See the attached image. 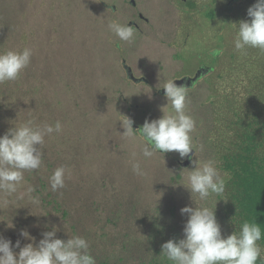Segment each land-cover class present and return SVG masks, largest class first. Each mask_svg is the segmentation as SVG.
I'll return each instance as SVG.
<instances>
[{"label":"trees","instance_id":"obj_1","mask_svg":"<svg viewBox=\"0 0 264 264\" xmlns=\"http://www.w3.org/2000/svg\"><path fill=\"white\" fill-rule=\"evenodd\" d=\"M56 5L57 15L61 19L58 20L57 15L56 18H51L58 24L59 29L64 28L66 18L64 19L59 3ZM12 6L16 5L12 3L10 6L9 0H0V52L20 51L29 48L34 41L44 46V50L52 52L51 48L56 47L57 38L55 23L48 17L38 28L32 29L34 23L28 22H33L34 16L21 20L17 15L18 8ZM241 20L240 17H231L228 13L220 18L219 60L227 70L224 76L217 75V78L221 79L217 86L222 85L228 76L232 87L220 90L221 92L216 91L217 86L213 89L214 95L208 99L213 109L202 113L198 137L194 139V144L197 146V160L214 159L221 174H228L225 193L222 196H214L209 205L214 207L217 202L215 212L223 224L231 228L230 235L234 231L238 232L240 224L244 221L259 223L262 227V238L258 243L264 257V52L254 48H248L243 53L235 50L232 42L235 39L236 27L232 24H238ZM19 24L23 28L17 27ZM14 33L19 38L16 44L12 40ZM44 35H49L48 40L44 42V39H38ZM53 59L54 56L48 58L49 61ZM33 62H30L17 80L0 84V136L28 119H34L35 123L41 126H54L59 121L62 131L45 137L41 149L42 166L38 170L25 171L24 183L17 193L12 196L0 193V235L10 239L13 245L20 240L23 246L31 241L20 236L21 230H27L38 243L43 238L42 233L50 231L55 225L60 229L57 238L66 240L78 235L87 240V221L91 213L96 217V221L91 223L93 227L114 225L122 218L123 210L118 209L120 201L115 208L110 207L115 199L111 194H119L122 189L130 190V195L134 198L135 209L132 210L130 218L133 219L131 221L136 229L140 227L147 235L158 233L163 237L169 230L175 232V220H187V216L181 215L180 210L186 206L195 207L196 202L195 197L194 202L192 201L190 191L181 185V168L177 167L171 174L169 171L164 172L163 167L145 164L143 166L150 167L152 171L159 170L150 176L146 175L145 184L141 187L130 184L129 188H126L125 183L110 178V175L98 177L95 170H102L96 164L98 160L111 171L112 176L115 175L116 165L113 162L121 150L115 151L118 155H114L112 160L106 159V155L112 151L104 153V150L109 147L115 136L103 119L88 126L89 135L92 136L90 139H87L86 135L87 123L83 129L78 123L83 124L82 117H87V114L92 117L99 115L102 108L106 107L104 105L112 101L111 98L108 97L107 102L102 105L99 93L93 90L90 110L87 111L84 107L87 103V93H77L83 90L82 87L87 88V78L83 77L80 85L73 84V77L69 82H65L63 77L57 78L55 74L46 72L45 68H34ZM54 69L56 70L55 65ZM27 72L30 73L28 80L24 79ZM239 77L246 79V86L242 87ZM238 88H243L244 91L241 93L237 91ZM115 95L112 105L118 110L123 100L118 94ZM123 116L119 114L117 117L123 121ZM77 120L79 122L75 124ZM73 137L79 138L76 143ZM87 140L94 144L85 149ZM201 145L203 151L198 150ZM90 148L96 154H101L92 158ZM113 148H118V145L114 143ZM65 150L69 154H65ZM60 166H66L70 174L66 176L65 187L53 192L48 180ZM28 186L35 188L32 195L39 197V205H33L27 196L23 195ZM186 193L190 197H187ZM140 202H146L147 206ZM105 209L109 211L107 218L110 215L106 222L101 216ZM121 222L122 219L118 223ZM11 223L14 227L9 228ZM98 224L100 225L97 226ZM87 241L89 251L96 250L93 240ZM160 254L158 251L157 254L150 255L143 264H170L165 262ZM256 264H264V260L259 258Z\"/></svg>","mask_w":264,"mask_h":264},{"label":"rangeland","instance_id":"obj_2","mask_svg":"<svg viewBox=\"0 0 264 264\" xmlns=\"http://www.w3.org/2000/svg\"><path fill=\"white\" fill-rule=\"evenodd\" d=\"M102 1L111 4H116L118 2V0ZM203 1L204 3L207 2V0ZM217 1L222 6V4L228 0ZM256 2L257 0H237L229 2L232 3L231 17L238 16L242 20L249 19L247 17V10ZM9 3L10 6L12 3L13 5H16L12 6V8H18L17 15L18 18H21V20H28V16H34L33 22H28V24L34 23L31 27L32 29L38 28L41 25V22L46 20L48 17L52 23H55L54 28L57 31L55 36H57V38L55 44L56 47L51 48L52 52L50 50H44V46L40 45L38 41H34L32 45H29V48L33 51L31 61H34V68H45L44 70L46 72L55 74L57 78L58 76L60 78L63 77L65 82H69L71 77H73V84L76 85H80V81H82L81 79L87 78V88L82 87L83 90L77 92L87 93V103L84 104L87 111L90 110L89 105L93 99L91 97L93 90H96L99 93L102 105L107 102L108 97H110L113 101L114 96H116L115 94H118L123 100L120 105V109L118 110L113 107L111 101L110 103L108 102L104 105L106 107H103L102 112H100L99 115H96V117H92L90 114H87V117H82L83 124L79 122V120L75 123L77 124L79 122L78 124L81 129H83L86 125L85 123H87L86 135L87 139H90L92 136L91 134L89 135L90 128H88V126H91L92 123L103 119L102 121L107 124L110 132L115 136V139L109 143V147L104 145L107 147L105 148L104 153L112 151L106 155V159L112 160L114 155H118L115 151H118L119 149L121 150L120 155L115 157L113 162L116 165L115 175L112 176L111 171L99 160L96 164L101 167L102 170H95L96 175L98 177L110 175V178L119 181L121 180L125 183L126 188H129L128 186L130 184L138 185V187L144 186L145 176H150L154 171L159 170L157 169L152 171L150 167L143 166L145 164L163 167L165 170L164 172L169 171L173 174L174 171L177 170V167H179L176 160H183L184 158L182 159L176 152H170L168 155L165 153L164 157L162 154L157 153L152 158H144L141 154V146L144 141L139 136L133 140L122 137L121 135L124 131L121 126L122 120L117 117L119 114L124 115L131 118L135 125L142 127L146 119L151 121L158 119L163 115L161 108L165 106L168 101L165 96H161L159 94L155 95L149 87L153 86L155 89H161L160 87L169 79L166 77L160 78V75H156L160 72V66H157L158 62L156 63L155 61L156 54L163 49L159 46L153 45L147 41L148 39L145 41L142 39L138 42L139 44L137 43L138 45H132L133 47L129 48L127 47V44L130 43L123 45L126 47L125 50H122V54L126 59V61H124L131 66L134 72L138 70L139 62L141 60H145L151 65H149L146 69V73L148 75L144 74L149 80V84L147 83L148 86L142 82L135 84L128 81L124 73L125 70L121 67L119 60L120 54H117L118 51L115 46L119 39L108 28V24L111 22L109 18L110 13L101 7L100 0H9ZM57 3H59L63 10L64 19L66 18V26L60 29L54 19L51 18V16L56 18L58 10V5H56ZM119 14L116 15L118 22L125 24V22L121 21L119 18ZM69 15H71L72 18H70ZM57 19L59 20L61 18L57 15ZM218 25V22L216 23L210 20L207 21L204 18L202 31L193 33V35H196L201 44L198 51H202V53H204L203 58L207 62L210 61V58L206 57V51H208L212 46L219 44V39L216 36L217 30L219 31ZM17 27L23 28L21 24ZM227 34L228 33H226V35ZM179 35L180 36H177L174 39L172 38L173 36L170 35L165 39V41H177L181 44L184 34L180 33ZM227 36L230 37V35ZM48 38L49 35L38 37L41 41L44 39V42L48 40ZM12 40L16 44L17 41H19L18 35L14 33ZM232 43H234V41ZM36 46L40 49L36 48ZM196 46L197 43L192 42L190 49L195 50L197 49ZM168 52L170 51L166 50L164 54H168ZM49 56H54V59L49 61ZM53 63L56 70L54 69ZM220 65L221 69H219ZM172 66L166 67L164 71L160 73L163 74L161 76H166L168 71H179L177 68ZM212 66L213 71L210 72V75L201 81H198L193 88L187 89L188 103L186 111L187 114L192 116L196 121V130L192 134L193 143L194 139L198 137L197 135L200 128V122L202 120V113L205 114V110L213 109V106L208 103V99L214 95L213 89L218 87V82L221 83V79L217 78V75L222 74V76H224L227 70L225 66L220 63V60H217L212 64ZM154 70L156 73L153 72ZM79 72L81 75H79ZM29 74L30 73L27 72L24 79H30ZM135 75L138 77L140 72L137 71ZM239 79L242 83V87H244V85L246 86V79L244 77H239ZM230 82L231 79L227 76L223 84L220 85L216 91L221 92L220 90L225 88L230 89L232 87ZM236 84L239 86L238 83ZM235 85L233 90H235ZM237 91L242 93L244 89L238 88ZM78 139L79 138L77 137H73L74 143H76ZM114 143L118 145V148H113ZM93 144L94 143L90 142V140H87V145H84V148L86 149ZM89 152L91 153L92 158H96L101 154V152L96 154V152L91 150V148ZM133 152L137 154L136 160L140 162L141 168L145 173L142 176L135 174L132 170ZM64 153L69 154L66 150ZM197 158L198 154L196 153L195 156H193V159L197 160ZM191 167L192 164L187 168L191 169ZM183 169L185 168H181V170ZM164 176V178L167 179V175L164 174ZM114 183L116 184V181ZM121 188L124 187H120V189ZM111 195L115 199L114 202L111 203L110 207L115 208L120 201L118 209L123 210L121 215L122 218H120V220L122 219L121 224L118 223L120 221L119 220L114 225L108 224L103 228L93 227L91 223L96 221V217L92 213L89 221H87V240L92 239L93 243L96 245V250L90 252V254L94 257L96 264H100L104 261L109 262V264H143V261L147 262L150 255H155L158 251L161 252V245L163 243L170 239L178 240L183 238V226L186 222H178L177 220L174 222V228L176 230L175 232L178 234H175L173 230H169V232L163 237L162 234L158 233H151L147 235L140 227L136 229L135 224L132 222L133 219L130 218V214L133 212L132 210L135 209L134 198L130 195V190L122 189L119 191V194L117 193ZM186 195L187 197H190L187 193ZM140 203L143 206H147L146 202ZM137 210L139 211L138 205ZM108 213L109 211L106 209L104 212H101V216L105 222L108 218H110V215L107 218ZM216 219L221 225L222 235H230L231 228L224 225L218 218L217 214ZM99 225L100 224L97 226ZM158 230L162 232L161 229ZM14 250L16 251V249ZM261 258L264 260L262 255ZM162 259L165 260V262L172 264V262L167 260L166 257L162 256Z\"/></svg>","mask_w":264,"mask_h":264},{"label":"clouds","instance_id":"obj_3","mask_svg":"<svg viewBox=\"0 0 264 264\" xmlns=\"http://www.w3.org/2000/svg\"><path fill=\"white\" fill-rule=\"evenodd\" d=\"M249 19L233 23L236 27L234 48L245 52L248 48L264 52V0L248 8ZM108 28L121 41L131 43L135 30L129 24L111 21ZM31 48L0 52V84L15 81L31 62ZM174 79H168L160 88L164 90L168 103L161 108L163 115L154 120H145L138 130L133 129V120L123 116L122 137L133 140L139 136L144 143L141 154L152 158L157 153L176 152L191 161V169L181 171L182 184L195 197V207L182 208L181 215L187 220L183 226L182 239H170L161 245V256L172 264H256L261 258L262 249L258 241L262 238V227L257 222L244 221L239 231L231 235H222L221 225L215 214V206L209 201L214 196H222L226 191L227 173L221 174L214 159L195 160L196 145L192 134L196 130V121L187 114L188 90L184 84L178 85ZM62 124L35 123L28 119L18 126H13L0 136V193L12 196L24 183L25 171L38 170L43 163L42 146L45 137L60 133ZM203 151V146H199ZM132 153V170L137 175H144L141 164ZM70 174L66 166L57 167L49 177L53 192L65 187L66 176ZM35 188L28 186L25 193L33 205H39V197L33 196ZM162 196V195H161ZM161 198V197H160ZM6 203L8 201H5ZM14 227L11 223L9 228ZM60 231L55 225L50 231L42 233L37 243L27 230H21L20 236L31 241L21 246L17 240L13 245L10 239L0 235V264H95L90 254L88 241L78 235L63 240L57 238ZM14 249H19L15 251Z\"/></svg>","mask_w":264,"mask_h":264},{"label":"flooded vegetation","instance_id":"obj_4","mask_svg":"<svg viewBox=\"0 0 264 264\" xmlns=\"http://www.w3.org/2000/svg\"><path fill=\"white\" fill-rule=\"evenodd\" d=\"M229 2L230 1L228 0L221 6L217 0H207L206 3H204L203 0H118L116 4L100 0L101 7L110 13V21L118 22L116 15L120 13L119 18L121 21L133 26L135 30L134 38L130 44H127L128 42L121 41L115 35L119 39L115 46L118 51L117 54H120L119 60L121 67L123 68L122 61H126L124 55L122 54V50H125L126 48L123 45L127 44V47L129 48L133 47L132 45H138V42L142 39L143 41L148 39L147 41L163 49L161 51L159 50L160 52L156 54L155 61L156 63L158 62L157 66H160V72L156 75H160V78L166 77L174 80L181 79L186 76H194L201 66H212L213 63L219 60V48L218 45H215L206 51L205 55L210 58V61H205L203 58L204 53H202V51H198L201 44L196 35H193V33L202 31L204 18L207 21L210 20L216 23L218 22L219 24L221 17L227 13L232 14V3ZM218 32L219 31L217 30V37ZM180 33L184 34L181 44L177 41H165V39L170 35H172V38L174 39L175 37L180 36ZM192 42L197 43V49H190ZM166 50H169L170 52H168V54H164ZM126 64L129 65L128 63ZM149 65L150 64H148L145 60H141L139 62L137 71L140 72V75L138 78H144L149 82L147 77L144 75H148L146 73V69ZM168 66L177 68L179 71H168L166 76H161L163 74L160 73H162ZM137 71H133L134 76H136L135 73ZM153 72H155V70ZM208 75H210V73L203 76L199 81ZM143 84L148 86L149 83ZM149 87L152 89L153 93L157 95V90L159 89H155L153 86Z\"/></svg>","mask_w":264,"mask_h":264},{"label":"water","instance_id":"obj_5","mask_svg":"<svg viewBox=\"0 0 264 264\" xmlns=\"http://www.w3.org/2000/svg\"><path fill=\"white\" fill-rule=\"evenodd\" d=\"M233 1H237V0H230V2ZM123 69L125 70L126 73V78L128 80H130L132 83L138 84L140 82L142 83H148V81L144 78H138L136 76L133 75V71L130 68V66H128L126 64L125 61H123ZM213 71V68L211 66L208 65H203L201 66L198 71L196 72V74L194 76H186L183 77L181 79H177L175 80L178 85L180 84H184L186 86L187 89L193 88L195 86V84L205 75L209 74L210 72ZM157 94L161 95V96H165L164 90L163 89H159L157 90ZM139 128H141V126H137L133 123V129L138 130ZM192 157L194 156L193 154ZM177 164L179 165V167L181 168H187L189 165H191V161L188 158H184L183 160H176Z\"/></svg>","mask_w":264,"mask_h":264}]
</instances>
